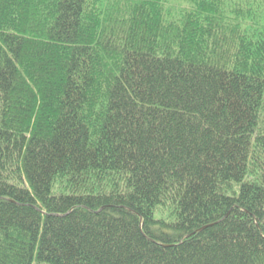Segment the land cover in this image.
Wrapping results in <instances>:
<instances>
[{
    "label": "trees",
    "instance_id": "obj_1",
    "mask_svg": "<svg viewBox=\"0 0 264 264\" xmlns=\"http://www.w3.org/2000/svg\"><path fill=\"white\" fill-rule=\"evenodd\" d=\"M0 264H264V0H0Z\"/></svg>",
    "mask_w": 264,
    "mask_h": 264
},
{
    "label": "rangeland",
    "instance_id": "obj_2",
    "mask_svg": "<svg viewBox=\"0 0 264 264\" xmlns=\"http://www.w3.org/2000/svg\"><path fill=\"white\" fill-rule=\"evenodd\" d=\"M160 215H159V213L157 214V217H159Z\"/></svg>",
    "mask_w": 264,
    "mask_h": 264
}]
</instances>
